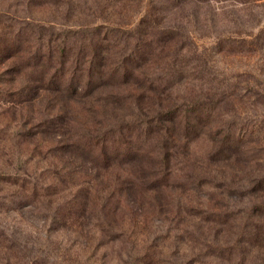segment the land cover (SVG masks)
<instances>
[{
	"label": "trees",
	"instance_id": "obj_1",
	"mask_svg": "<svg viewBox=\"0 0 264 264\" xmlns=\"http://www.w3.org/2000/svg\"><path fill=\"white\" fill-rule=\"evenodd\" d=\"M117 1L127 6L129 0ZM136 2L142 4V0ZM190 2L196 0H148V8L140 9L134 27L110 25L105 31L93 29L90 36L87 26L79 30L34 26L14 30L11 56L16 59L26 53L23 70L44 75V81L43 77L35 78L37 83L42 82L41 87L69 98L70 104L81 103L85 97V112L103 118L115 114L116 121H88L89 125L79 127L82 133L73 131L72 124L65 118L62 121L60 113L51 114L52 121H42L36 132L42 135V157L51 158L47 167H53L38 175L40 181L27 172L25 177L7 173L3 178L23 185L28 202L47 201L48 210L53 202L61 200L47 214L50 220L64 227L83 219L101 236L122 237L126 229L120 220L125 209L132 207L139 214L137 209L150 197L155 206L163 204L164 188L170 186L175 169L189 173L182 175L184 183L171 188H201L207 183L209 174L202 175L206 173L187 157L198 137H205L208 147L201 160L214 164L208 170L220 166L216 183L211 179L214 188H222L219 195L264 199V123H219L223 119L216 108L221 92L214 83L207 87L201 65L193 60L182 39L183 26L172 21L175 13L181 15V22L185 20L182 13ZM2 17L5 14L0 10ZM50 101L56 106V96ZM64 155L68 160L80 155L88 171L72 166L71 161L60 163ZM241 157L248 159L246 164H254L253 168L246 173L226 169L231 159L241 161ZM236 173L246 178L241 186L232 179ZM259 201L248 210L198 208L208 227L214 222L210 225L213 230L216 223L224 225L246 218L234 231L231 244L210 242L207 255L218 254L226 264H245L247 255L242 245L246 243L252 249L264 240V200ZM184 226V233L186 226L191 229Z\"/></svg>",
	"mask_w": 264,
	"mask_h": 264
},
{
	"label": "rangeland",
	"instance_id": "obj_2",
	"mask_svg": "<svg viewBox=\"0 0 264 264\" xmlns=\"http://www.w3.org/2000/svg\"><path fill=\"white\" fill-rule=\"evenodd\" d=\"M108 2L111 4L107 6ZM147 2L142 0L138 5L136 0H129L126 6L117 0H0V10L5 14L0 18V264H226L218 254L207 255V244H231L234 231L246 218L242 216L224 225L216 223L213 230L214 222L208 227L200 218L202 212L198 208L245 207L248 210L256 201L264 200L254 195L218 194L222 188H214L211 179L216 183L215 175H220L217 174L220 166L208 170L214 164L201 160L208 151L205 137L192 142L187 157L206 173L202 175L209 174L207 183L201 188L191 185L171 188L184 183L182 175L187 172L175 169L170 186L164 188L166 197L159 200L163 204L155 206L150 197L137 209L139 214L132 207L125 209L120 221L126 233L118 238H113L114 234L101 236L92 223L83 219L76 225L61 226L47 215L61 200L53 202L48 210L47 201L28 202L23 185L3 179L7 173L25 177L27 172L40 181L38 175L53 167H47L51 158L42 157V135L36 132L42 121H52L51 114L63 115L62 121L72 124L76 133H82L80 128L91 122L116 121L115 114L108 113L103 118L85 112V97L81 103L70 104L69 98L41 87L42 82L37 83L35 78L43 77L44 81L45 77L39 71L25 73L22 65L26 53L16 59L11 56L14 30L27 26L79 30L80 26H87L90 36L93 29L104 28L105 31L110 25L134 27L140 9L148 8ZM182 16L185 20L181 22V15L175 13L172 21L183 26L182 39L192 52L193 60L201 65L207 87L214 83V88L221 92L217 94L220 100L216 108L223 119L219 123L225 126L263 124L264 0H196L189 3ZM53 95L57 99L56 106L50 101ZM77 156L68 160L64 155L60 163L71 161L72 166L88 171L83 158ZM241 159H231L226 169H242L246 173L253 168L254 164H246V157ZM261 169L263 167L258 170ZM227 179L231 177L228 175ZM232 179L241 186L246 178L236 173ZM186 224L193 232L186 226L184 233ZM242 247L247 255L245 264H264V240L252 249L246 243Z\"/></svg>",
	"mask_w": 264,
	"mask_h": 264
}]
</instances>
